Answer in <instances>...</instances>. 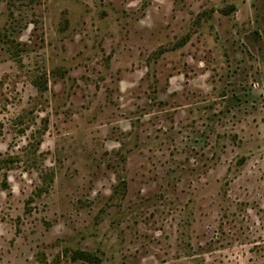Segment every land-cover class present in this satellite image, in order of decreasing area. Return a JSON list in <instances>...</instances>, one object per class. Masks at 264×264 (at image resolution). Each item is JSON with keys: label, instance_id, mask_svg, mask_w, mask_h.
<instances>
[{"label": "rangeland", "instance_id": "rangeland-1", "mask_svg": "<svg viewBox=\"0 0 264 264\" xmlns=\"http://www.w3.org/2000/svg\"><path fill=\"white\" fill-rule=\"evenodd\" d=\"M0 264H264V0H0Z\"/></svg>", "mask_w": 264, "mask_h": 264}]
</instances>
